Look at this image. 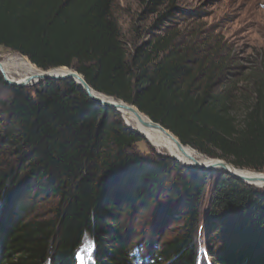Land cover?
Masks as SVG:
<instances>
[{
    "label": "trees",
    "instance_id": "trees-1",
    "mask_svg": "<svg viewBox=\"0 0 264 264\" xmlns=\"http://www.w3.org/2000/svg\"><path fill=\"white\" fill-rule=\"evenodd\" d=\"M112 7L113 0H0V46L42 70L77 71L183 145L263 170L264 57L243 75V88L217 86L216 47L191 66L196 50L178 52L166 31L130 53ZM0 83V264H78L86 235L94 244L88 264H264V190L218 177L207 218L234 219L241 238L214 255L197 228L204 185L170 158L131 152L143 138L117 111L71 79ZM161 207L178 216L182 232L151 244L123 225L137 209Z\"/></svg>",
    "mask_w": 264,
    "mask_h": 264
},
{
    "label": "rangeland",
    "instance_id": "rangeland-1",
    "mask_svg": "<svg viewBox=\"0 0 264 264\" xmlns=\"http://www.w3.org/2000/svg\"><path fill=\"white\" fill-rule=\"evenodd\" d=\"M150 1L113 0V15L121 29L122 40L127 43L130 53L135 52L136 46L147 43L166 31L172 32L175 34L172 44L174 49L182 52L187 48V53L196 50L195 55L189 57L191 66L198 64L201 57L207 54L210 59L209 56L213 53L210 49L216 47L217 53L212 58L213 62L223 67L222 74L216 80L217 86L223 80H227L243 88L245 85L241 81L244 78L243 75L264 57V0H155L159 3L149 4ZM16 54L19 53L0 46V60H8L10 70H14L12 71L14 77L25 73L20 63L14 64L9 60L11 57H16ZM0 79L6 82L5 75L1 71ZM5 90L6 88L0 83V92ZM237 114L240 119V113ZM121 119L123 120L122 117ZM139 136L143 139L132 146L131 152L151 159L155 156L170 158L184 177L188 174L196 175L200 183L204 185L197 228L202 236L207 237L213 248L212 254L216 255L220 251L237 245L241 235L235 229L234 219L214 214L207 218L208 204L213 196L215 182L225 172L219 168L204 171L205 169L201 170L199 167H187L164 149L153 147L142 135ZM196 151L203 158L215 159L233 166L223 159L209 157ZM241 169L254 171L248 168ZM175 172L177 171L171 167V180L176 177ZM255 172L258 171L255 170ZM259 172H264V169ZM241 182L258 190H264V184L255 186L249 182ZM122 222L124 226L130 227L125 229L131 230L132 236H143L150 240L151 244L160 242L162 237H170L183 230L178 216L163 211L162 207L150 211L143 208L137 209L133 217L131 215ZM91 250L92 243L86 235L85 245L78 252V264H87Z\"/></svg>",
    "mask_w": 264,
    "mask_h": 264
},
{
    "label": "bare ground",
    "instance_id": "bare-ground-1",
    "mask_svg": "<svg viewBox=\"0 0 264 264\" xmlns=\"http://www.w3.org/2000/svg\"><path fill=\"white\" fill-rule=\"evenodd\" d=\"M16 57H11L9 60L11 62H14V64L20 63L22 69L25 70V73L18 74L14 77V74L10 70L11 66L10 63L5 60H0V71L2 74L5 75V77L9 80L15 81V82H27L32 83L34 82L35 78L34 76L38 75L40 72H48L50 74H58L63 75L67 73H71L70 68H57V69H49L46 71L39 70L35 68L31 62L21 54H16ZM18 57V58H17ZM13 64V65H14ZM74 80H76V77H73ZM91 94L96 96L100 100H111L113 103H119L120 100L116 99H110L105 97L104 95L100 94L99 92L95 91L94 89H91ZM118 112L120 113L121 117L123 118V121L125 125L129 129H133L137 132H139L153 147L155 148H161L167 151V153L175 158L177 161H180L182 164H184L187 167L194 168L199 167L196 162H199L204 167L203 169L208 170H217L218 168V161L210 160L208 158H203L198 155V152L194 150L190 146L183 145L182 150H180L177 146L175 138L172 136L173 134L171 132H166L160 129L159 127H154L150 124V119L143 113L139 112V110L135 109H127L124 107H117ZM231 171L236 172L237 174L242 175L246 181L249 183L255 185V186H262L264 184V172H255L250 171L247 169H241L236 168L233 166H230L228 164L227 166Z\"/></svg>",
    "mask_w": 264,
    "mask_h": 264
},
{
    "label": "water",
    "instance_id": "water-1",
    "mask_svg": "<svg viewBox=\"0 0 264 264\" xmlns=\"http://www.w3.org/2000/svg\"><path fill=\"white\" fill-rule=\"evenodd\" d=\"M58 68H66V67H58ZM53 69H57V68H53ZM74 76L76 77V80H74V78H73ZM33 78H35V80L32 83L15 82V81L7 79L6 77H5V81H6V83H8V84H10L12 86H15V87H26L28 85H34L36 83H39V82H42V81H46V80H66V79H71L77 84L79 89H82L94 103L102 106L104 108V110L111 109V110L118 111L117 107L120 106V107H124V108H127V109H135V110L138 111L136 106H134L133 104L126 103L123 100H120L119 103H113L111 100H100V99H98L96 96L91 94V89L92 88L88 85V83L85 81L83 76L81 74H79L77 71L73 70V69H71V73H67V74H63V75H58L56 73L50 74L48 72H40L38 75L34 76ZM100 94H102V93H100ZM102 95H104L105 97L110 98V99H116L114 97L107 96L105 94H102ZM150 124L153 125L154 127H159L163 131L170 132L168 129L164 128L159 123L153 122L151 119H150ZM126 128H128V127L126 126ZM129 131L133 132L134 134L141 135L139 132H137V131H135L133 129H129ZM172 136L175 138L178 148L180 150H182L183 144L178 140V138L176 136H174V135H172ZM196 164L199 166V169L207 168V167H204L199 162H196ZM227 166L228 165L226 163L222 162V161L218 162V168L220 170L224 171L229 176H231V177H233L235 179H239L241 181L248 182V181L245 180V178L242 175L237 174L234 171H231Z\"/></svg>",
    "mask_w": 264,
    "mask_h": 264
}]
</instances>
